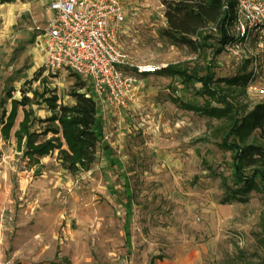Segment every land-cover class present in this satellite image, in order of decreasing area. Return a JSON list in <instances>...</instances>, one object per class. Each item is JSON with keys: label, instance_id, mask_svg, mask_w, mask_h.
Wrapping results in <instances>:
<instances>
[{"label": "rangeland", "instance_id": "1", "mask_svg": "<svg viewBox=\"0 0 264 264\" xmlns=\"http://www.w3.org/2000/svg\"><path fill=\"white\" fill-rule=\"evenodd\" d=\"M123 5L118 34L132 62L165 68L194 60L211 66L239 120L264 100V34L242 43L231 36L223 43L214 33L197 60L162 37L166 20L159 0ZM53 16L45 0L0 8V102L5 100L7 115L13 100L36 94L74 103L73 72L52 77L42 68L35 29ZM245 75L244 86L223 82ZM141 80L138 100L122 113L120 125L107 116L112 156L98 144L90 171L70 174L58 151L37 163L18 148L14 134L25 110L34 111L32 131L48 126L38 121L51 116L42 99L17 106L7 137L0 126V264H264V187L254 180L248 191L234 193L239 188L231 153L219 146L232 123L187 109L180 100L194 107L223 104L176 89L167 76ZM51 137L41 135L40 141ZM250 143H257L254 135L239 141L241 147ZM125 184L133 197L128 227Z\"/></svg>", "mask_w": 264, "mask_h": 264}, {"label": "trees", "instance_id": "2", "mask_svg": "<svg viewBox=\"0 0 264 264\" xmlns=\"http://www.w3.org/2000/svg\"><path fill=\"white\" fill-rule=\"evenodd\" d=\"M16 1L18 0H0V5L12 4ZM159 2L164 9L163 17L166 20L162 37L170 46L186 49L198 60L204 54L205 48L211 47L209 42L213 39L214 33L220 36L219 40L223 43L229 40L228 29L235 18V0H159ZM225 3H229L228 12L223 10ZM210 70L211 66L201 67L194 60H189L168 65L156 74L170 77L177 83L175 88L183 92L191 90L196 96L202 98L205 95L213 99L218 98L217 102L223 104V107L212 108L211 105L194 107L182 100L180 103L187 109L197 110L210 117L229 120V123H232L229 129L224 131L226 133L219 146L231 153L233 180L239 188L234 193L248 191L253 187L254 180H259L264 187V100L252 111L246 113L242 120H239L237 111L233 113L235 109L233 102H230L227 95L219 88L218 80H215ZM72 75L77 78L70 92L74 99L73 105L58 104L59 100L56 96L45 97L36 94L30 99L25 96L21 101L13 100L12 110L7 115L3 109L4 100L0 102V112L4 110L2 116L5 120L0 122V126L7 137L15 125L17 106L38 105L42 99L49 108L51 116L38 121L47 123L48 126L41 133L32 131L35 120L34 111L31 108L25 110L19 129L14 134L17 146L27 158L34 159L37 163L38 158H44L58 151L61 165L70 174H76L78 171H90L97 159L98 144L102 142L105 135L104 121L99 117L98 106L91 95L90 88L87 87L88 83L76 74L72 73ZM248 79L249 77L245 75L223 82L229 86L232 84L244 86ZM8 97L11 99L10 96ZM50 133L51 138L40 141L41 135ZM250 135H254L257 143L241 147L239 141L243 142L245 137ZM125 188L126 227H128L131 222L133 197L128 190V184H125ZM235 197L233 196L231 200H235Z\"/></svg>", "mask_w": 264, "mask_h": 264}, {"label": "built area", "instance_id": "3", "mask_svg": "<svg viewBox=\"0 0 264 264\" xmlns=\"http://www.w3.org/2000/svg\"><path fill=\"white\" fill-rule=\"evenodd\" d=\"M235 1L229 36L242 43L254 34H264V0ZM124 6L123 0H52L53 18L35 29L46 75L73 72L88 83L96 104L104 101L118 112L129 108L133 90L144 75L162 69L135 64L121 48L118 31L125 22ZM223 10L228 12L229 3Z\"/></svg>", "mask_w": 264, "mask_h": 264}, {"label": "crops", "instance_id": "4", "mask_svg": "<svg viewBox=\"0 0 264 264\" xmlns=\"http://www.w3.org/2000/svg\"><path fill=\"white\" fill-rule=\"evenodd\" d=\"M19 1V0H18ZM17 2V1H16ZM15 2V3H16ZM52 2V0H45V3L47 4V7L50 9V7H49V5H50V3ZM15 3H12V4H5V5H0V8H2V7H12V6H14V4ZM51 10V9H50ZM46 26V25H45ZM38 27V26H37ZM42 27H44V26H42ZM42 27H39V28H42ZM38 36V35H37ZM39 39H40V36H39ZM39 48H41L40 47V41H39ZM43 52V51H42ZM43 54V53H42ZM41 61L43 62V57L41 58ZM140 82H142V80L140 81ZM140 84V83H139ZM139 84H138V86L133 90V96H134V98H133V101H132V105L133 104H135V101H137L138 100V97H137V89H139L138 87H139ZM136 90V91H135ZM97 106H98V110H99V117L101 118V120L102 121H104V138H103V140H102V142H101V144L103 145V149H105V152H106V154L108 155V157H111L112 156V150L110 149V146L112 145V143H111V141H110V136L108 135V132H109V130H108V124H107V121H106V118H108L107 116H109V118H111V117H113V119H116V118H118V120H119V125H120V122H121V120H120V117H122L121 115H122V113H126L125 111L127 110V109H125V110H122V111H120V112H118V111H115V110H113L112 108H110L109 106H107V104H106V102H104V101H102V102H100V103H97ZM118 128H120V126L118 127ZM107 129V130H106ZM106 147H107V149H106ZM111 153V154H110ZM112 163H114V161H111ZM115 163H117L118 164V162L117 161H115Z\"/></svg>", "mask_w": 264, "mask_h": 264}]
</instances>
